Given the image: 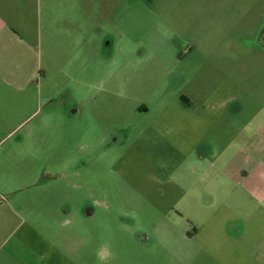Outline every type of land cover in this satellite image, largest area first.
I'll return each mask as SVG.
<instances>
[{"label": "rangeland", "instance_id": "rangeland-1", "mask_svg": "<svg viewBox=\"0 0 264 264\" xmlns=\"http://www.w3.org/2000/svg\"><path fill=\"white\" fill-rule=\"evenodd\" d=\"M0 18V207L44 259L264 264V0H0Z\"/></svg>", "mask_w": 264, "mask_h": 264}, {"label": "crops", "instance_id": "crops-1", "mask_svg": "<svg viewBox=\"0 0 264 264\" xmlns=\"http://www.w3.org/2000/svg\"><path fill=\"white\" fill-rule=\"evenodd\" d=\"M5 24L0 18V32ZM5 88H9V85L0 86L2 90ZM208 152L211 157L218 156L215 149ZM205 157L206 155H201L200 158ZM255 168L256 166H253L251 171ZM2 207H0V264H54L53 261L44 259V255L31 243L34 231L27 228L26 218L19 213L4 212Z\"/></svg>", "mask_w": 264, "mask_h": 264}, {"label": "flooded vegetation", "instance_id": "flooded-vegetation-1", "mask_svg": "<svg viewBox=\"0 0 264 264\" xmlns=\"http://www.w3.org/2000/svg\"><path fill=\"white\" fill-rule=\"evenodd\" d=\"M257 40H258V43H260L261 45L264 46V22L261 25V30L259 32V35H258ZM84 211L87 214H90L91 213L90 208H88V206H85Z\"/></svg>", "mask_w": 264, "mask_h": 264}]
</instances>
